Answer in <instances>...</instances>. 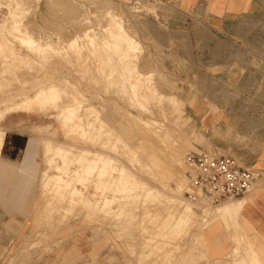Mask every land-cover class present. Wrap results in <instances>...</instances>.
<instances>
[{
  "label": "rangeland",
  "instance_id": "rangeland-1",
  "mask_svg": "<svg viewBox=\"0 0 264 264\" xmlns=\"http://www.w3.org/2000/svg\"><path fill=\"white\" fill-rule=\"evenodd\" d=\"M249 2L231 12L208 0H0V38L9 43L0 51V113L50 87L57 94L46 104L29 99L28 110L5 114L0 128L7 138L61 143L71 151L60 193L40 186L47 159L59 160L40 148L20 157L2 147L6 182L22 178L28 185L20 219L1 228L0 264H193L202 258L205 225L218 219L210 212L229 200L206 206L186 198L184 154L225 153L222 141L237 138L223 126L229 117L264 127V0ZM107 11L136 41L124 56L123 38L104 30ZM10 31L28 35L34 46ZM69 94L75 114L62 120L58 112ZM94 111L102 120L81 132ZM81 149L115 158L129 171L128 183L122 186L110 168L70 173ZM101 180L105 186L96 190L92 181ZM75 187L80 195L71 200L65 191ZM85 197L108 200L91 208ZM180 202L194 218L179 220ZM227 218L235 216L221 220ZM173 222L181 226L175 233Z\"/></svg>",
  "mask_w": 264,
  "mask_h": 264
},
{
  "label": "crops",
  "instance_id": "crops-1",
  "mask_svg": "<svg viewBox=\"0 0 264 264\" xmlns=\"http://www.w3.org/2000/svg\"><path fill=\"white\" fill-rule=\"evenodd\" d=\"M196 1L200 0H184L186 3ZM208 1H221L223 9L231 12L242 11L248 8L250 3L249 0ZM23 110L28 109H10L5 111L0 119L7 113ZM248 120L245 116L229 117L227 122L223 123V126L229 127L232 135H237V138L227 137L222 141V149L225 153L238 158L243 165L264 171V127L256 126V122H253L251 126L246 123ZM1 130L3 131L2 147L13 148L22 154L18 155L20 157L28 152L36 153L41 147L36 139H24L22 136L7 138L6 135L10 133ZM212 150L217 152L214 148ZM32 160L37 163L36 159ZM7 161L8 157L2 153L0 156V251L1 244L6 242L5 233L1 232V228L14 225V222L20 219L19 212L22 211L23 205L21 192L28 185V179L23 180L22 178H18L13 183L6 182ZM7 185L13 186L8 193ZM210 214L218 219L210 220L205 225V242L208 249L202 258L195 259L194 257L196 261L193 264H264V188L254 190L243 198L217 206ZM230 216H235V218L221 220ZM71 249L76 251L78 246L73 245Z\"/></svg>",
  "mask_w": 264,
  "mask_h": 264
},
{
  "label": "bare ground",
  "instance_id": "bare-ground-1",
  "mask_svg": "<svg viewBox=\"0 0 264 264\" xmlns=\"http://www.w3.org/2000/svg\"><path fill=\"white\" fill-rule=\"evenodd\" d=\"M22 5H23V3H22ZM106 17H107V24L104 27V30L114 34L117 37L123 38V39H121L122 42H121V45L119 46V52H120V55L124 56L126 54V52L129 51V48H134L136 46V41L133 40L131 36H125L124 35L125 34L124 27L122 26V20L119 17H116L110 11L106 12ZM10 33L15 34L17 36V38L19 39V41L21 42V44H23L25 46H29V47L34 46V41L28 35L21 34V33H15V32H11V31H10ZM87 36L90 37L89 35H87ZM8 44L9 43H7V40H3L0 38V51H2L3 49H6ZM47 46H49V45H47ZM120 60H122V59H120ZM56 97H57L56 90L53 87H50L47 91H42L39 95H36V96L31 97L29 99H32V100L35 99L37 103L46 104L47 102H49L53 99H56ZM29 99L22 100L20 102H16L14 104L15 106L10 105L9 108L13 109V110L17 109V108L23 109V104H25V103L28 104L29 102H31V100L28 101ZM75 100L76 99H75L74 95H72V94H69L65 97L64 105L60 109V111L58 112V115H60L62 120H65V119L70 120L74 116L75 112L73 110V105H74ZM10 109L7 108L5 111H8ZM5 111H2L0 113V118L4 114ZM91 115L93 116V120H89L86 123V127L84 126V127L80 128L81 132H86L87 130H90V131L95 130V127H96V125L94 123L95 119L99 122L101 118L100 119L98 118V116L95 114V111L91 112ZM105 120H103V121L105 122ZM81 123L82 122H80V124ZM80 124H77V126H79ZM103 124L104 123H102V125ZM100 126L98 127V129H101ZM102 130L103 129H101V131ZM123 130H126V129L124 128ZM101 131H99V132L101 133ZM99 132L98 131L94 132L93 133L94 137H92V138L95 139L96 137H98L97 134H99ZM128 134H129V131H128ZM106 140H107V138H106ZM2 142H3V131L0 129V148L2 147ZM53 143L48 141L46 143L41 144V147H40L41 152L44 155H46L48 158L55 157L57 160H59L56 164L55 163L52 164L51 162L53 159H50V160L47 159L48 164H47L46 168L42 171L40 186L43 190H53L54 192L62 193V189H65L64 179L62 177H63V174L66 173L65 172L66 170L64 171L63 168L66 164V158H67V156L70 155L71 151H70V148L66 147L65 144H64L65 145L64 146L61 143H56V144H53ZM73 154H74V158H75L78 166L75 169H71L70 173H76V174H78V173H89V172H94V170L106 171L107 169L110 168L111 170L115 171V173L117 175H119V177H121L119 179H121L120 184L122 186L125 182L128 183V181H125L123 178L128 176L129 171L126 168L118 167L117 161L115 160V158H113L111 156L103 155V154L99 153L98 151L92 150V149H84V150L81 149L78 153H76V155H75V153H73ZM54 172H59V173L55 174ZM82 181L83 180L80 179V182H82ZM92 182L94 183V186H96V190H99V188L103 189V187L105 186L106 180L105 181L101 180V181H99V183H97L96 181H92ZM63 192H64V190H63ZM65 193L68 194V197L72 200V198L80 195V190L77 187H75V188H71L68 190L66 189ZM91 196H93V194ZM241 198H243V197H241ZM237 199H239V198H237ZM107 200H108L107 198H102L100 200L99 199L91 200V199H88L85 197V203L87 205H89L91 208H95L97 206V204H99V202H101L102 204L105 205ZM232 200H236V199H231L229 201L223 202L220 205L226 204L228 202H232ZM163 203H165V202H163ZM180 203L182 204L181 205L182 209L181 210L179 209V212H178L179 218H180L179 220L185 221V220H190V219L194 218V211H192V209L186 203H182V202H180ZM220 205H218V206H220ZM181 206H179V207H181ZM177 219L178 218H176V220ZM179 222H181V221H179ZM174 224L175 223L173 222L174 227L172 228L173 229L172 233H175V231L178 229V225H179V223H178V225H177V223H176V225H174ZM153 244H156V243H153Z\"/></svg>",
  "mask_w": 264,
  "mask_h": 264
},
{
  "label": "built area",
  "instance_id": "built-area-1",
  "mask_svg": "<svg viewBox=\"0 0 264 264\" xmlns=\"http://www.w3.org/2000/svg\"><path fill=\"white\" fill-rule=\"evenodd\" d=\"M184 194L194 204L216 206L264 188V171L243 165L235 156L212 149L184 154Z\"/></svg>",
  "mask_w": 264,
  "mask_h": 264
}]
</instances>
